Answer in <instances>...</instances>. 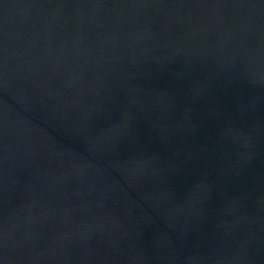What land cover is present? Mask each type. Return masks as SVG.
<instances>
[{
	"label": "water",
	"instance_id": "water-1",
	"mask_svg": "<svg viewBox=\"0 0 264 264\" xmlns=\"http://www.w3.org/2000/svg\"><path fill=\"white\" fill-rule=\"evenodd\" d=\"M0 264H264V0H0Z\"/></svg>",
	"mask_w": 264,
	"mask_h": 264
}]
</instances>
